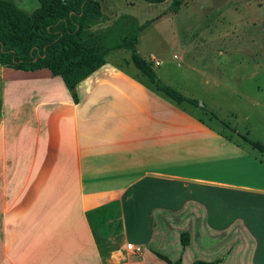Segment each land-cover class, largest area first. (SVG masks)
<instances>
[{
	"label": "crops",
	"instance_id": "obj_1",
	"mask_svg": "<svg viewBox=\"0 0 264 264\" xmlns=\"http://www.w3.org/2000/svg\"><path fill=\"white\" fill-rule=\"evenodd\" d=\"M131 64H0V264H264V151Z\"/></svg>",
	"mask_w": 264,
	"mask_h": 264
},
{
	"label": "rangeland",
	"instance_id": "obj_2",
	"mask_svg": "<svg viewBox=\"0 0 264 264\" xmlns=\"http://www.w3.org/2000/svg\"><path fill=\"white\" fill-rule=\"evenodd\" d=\"M12 1L28 13L40 5L39 0ZM98 1L105 14H116L101 21L106 27L121 16L137 25L153 20L140 32L137 48L154 61L161 81L204 102V110L219 120L205 116L213 126L223 122L264 145V0H182L178 11L175 0ZM117 40L115 32L108 44ZM130 55L117 49L107 58Z\"/></svg>",
	"mask_w": 264,
	"mask_h": 264
},
{
	"label": "trees",
	"instance_id": "obj_3",
	"mask_svg": "<svg viewBox=\"0 0 264 264\" xmlns=\"http://www.w3.org/2000/svg\"><path fill=\"white\" fill-rule=\"evenodd\" d=\"M160 3L166 0H146ZM39 7L32 13L21 9L12 0H0V64L22 70L49 68L60 75L77 98L79 82L107 62L114 50H129L130 59L147 75L156 88L177 103L188 102L199 106V100L187 97L177 89L164 84L159 78L154 62L138 52L140 32L153 20L142 25L134 21L116 19L110 26L95 30L105 18L98 0H39ZM182 0H175L174 11H178ZM128 19V18H127ZM104 30V31H103ZM118 33V40L108 44L111 36ZM214 116L216 114L213 113ZM254 147L264 151V145L244 137ZM183 245L189 243V235H182ZM169 264H183L159 255ZM193 264H216L214 261L197 260Z\"/></svg>",
	"mask_w": 264,
	"mask_h": 264
},
{
	"label": "built area",
	"instance_id": "obj_4",
	"mask_svg": "<svg viewBox=\"0 0 264 264\" xmlns=\"http://www.w3.org/2000/svg\"><path fill=\"white\" fill-rule=\"evenodd\" d=\"M156 63H157V64H159V62H158V61H156ZM128 248H129V249H134V250H140V248H139V247H134V246H133V244H132L131 242H130V243H128Z\"/></svg>",
	"mask_w": 264,
	"mask_h": 264
}]
</instances>
